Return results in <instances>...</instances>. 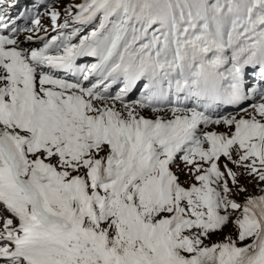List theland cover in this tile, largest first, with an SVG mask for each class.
I'll list each match as a JSON object with an SVG mask.
<instances>
[{
    "label": "snow or ice",
    "instance_id": "snow-or-ice-1",
    "mask_svg": "<svg viewBox=\"0 0 264 264\" xmlns=\"http://www.w3.org/2000/svg\"><path fill=\"white\" fill-rule=\"evenodd\" d=\"M16 7L0 264H264V0Z\"/></svg>",
    "mask_w": 264,
    "mask_h": 264
},
{
    "label": "rangeland",
    "instance_id": "rangeland-1",
    "mask_svg": "<svg viewBox=\"0 0 264 264\" xmlns=\"http://www.w3.org/2000/svg\"><path fill=\"white\" fill-rule=\"evenodd\" d=\"M47 2H50V0H46ZM76 1V0H75ZM66 2H67V0H66ZM44 12V9L42 10V13ZM33 13H34V11H33ZM44 18H46V22H44V20H43V24H44V26L45 27H48L49 26V20H48V18L46 17V16H44V15H42ZM91 29V26H89V28H86V29H84V33H86L87 31H89ZM83 33V32H82ZM76 42H78V40H75ZM250 190H252L251 188H250ZM219 237H213V239H218Z\"/></svg>",
    "mask_w": 264,
    "mask_h": 264
}]
</instances>
